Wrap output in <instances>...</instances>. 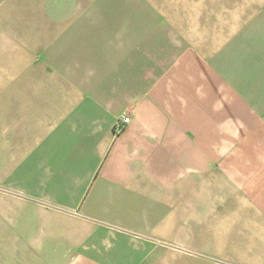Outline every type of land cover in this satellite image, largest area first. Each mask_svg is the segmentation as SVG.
<instances>
[{
    "label": "crops",
    "instance_id": "1",
    "mask_svg": "<svg viewBox=\"0 0 264 264\" xmlns=\"http://www.w3.org/2000/svg\"><path fill=\"white\" fill-rule=\"evenodd\" d=\"M29 5L0 0L13 260L264 264V0Z\"/></svg>",
    "mask_w": 264,
    "mask_h": 264
},
{
    "label": "rangeland",
    "instance_id": "2",
    "mask_svg": "<svg viewBox=\"0 0 264 264\" xmlns=\"http://www.w3.org/2000/svg\"><path fill=\"white\" fill-rule=\"evenodd\" d=\"M71 1L72 0H29V3H30L29 12L31 10H33L34 8L37 9L39 6L42 21H43V13L46 14L45 9H47V14H49V13L54 14V11H55V14L58 17L61 15L60 12L62 10L63 17H66V16H68L67 9L70 8ZM50 8H51V10H50ZM54 17H55V15H54ZM13 259L14 258L12 256V254L10 252L6 251L5 246L0 245V264H20V261H16Z\"/></svg>",
    "mask_w": 264,
    "mask_h": 264
},
{
    "label": "built area",
    "instance_id": "3",
    "mask_svg": "<svg viewBox=\"0 0 264 264\" xmlns=\"http://www.w3.org/2000/svg\"><path fill=\"white\" fill-rule=\"evenodd\" d=\"M130 121L128 116H123L120 120L117 121V125L120 128L123 125H126Z\"/></svg>",
    "mask_w": 264,
    "mask_h": 264
}]
</instances>
